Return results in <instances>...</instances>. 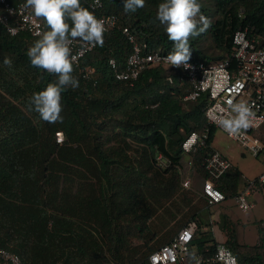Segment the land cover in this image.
<instances>
[{"label": "trees", "instance_id": "16d2710c", "mask_svg": "<svg viewBox=\"0 0 264 264\" xmlns=\"http://www.w3.org/2000/svg\"><path fill=\"white\" fill-rule=\"evenodd\" d=\"M93 1L81 0V5L97 17L101 13L92 10ZM100 1L101 12L116 15L119 27L129 28L145 52L172 51L165 26L156 19L165 0H145L136 13L124 12L125 0ZM198 2L212 23L190 40L191 60L228 58L238 31L248 29L264 37V0ZM36 40L28 34L11 36L0 25V249L18 255L24 264H149V255L172 236L156 248L145 242L142 252L121 242L113 246V237H121L119 223L133 222L139 212L151 217L161 208L167 210L159 199L146 209L140 200L147 202L146 194L173 197L185 158L192 157L203 171L205 159L216 151L218 131L205 117L206 97L185 101L191 88L175 68L155 66L135 82L117 81L110 60L124 69L132 44L116 29L105 34V45L96 46L82 62L84 68L95 69L92 80L74 67L80 86L62 93L63 123L49 124L29 110L32 95L57 79L31 65L27 51ZM5 57L12 60L11 68L3 64ZM205 131L204 146L194 156L186 153L183 144L191 134ZM59 132L64 134L63 144L57 143ZM158 156L168 161L166 167L159 165ZM226 177L227 173L220 188L228 197L235 186ZM179 202L192 205L186 196ZM202 209L195 208L189 219L183 216L188 219L185 225L196 226L193 244L199 250L219 243L206 231ZM169 217L178 218L173 213ZM227 219L220 227L226 234L223 243L241 263L264 264V228H258L256 245L244 246Z\"/></svg>", "mask_w": 264, "mask_h": 264}, {"label": "built area", "instance_id": "2783aa9c", "mask_svg": "<svg viewBox=\"0 0 264 264\" xmlns=\"http://www.w3.org/2000/svg\"><path fill=\"white\" fill-rule=\"evenodd\" d=\"M26 0L12 3L9 0H0V25L6 29L9 35V29H15V35L28 34L33 38L39 39L37 33L46 32L43 22L39 18H34L30 10L22 7ZM92 10L99 12L97 18H103L109 23L108 32L121 29L122 34L132 44V52L127 58L125 68L120 70L114 59V63H110V67L115 74V79L120 82H135L140 75L147 69L155 66L163 68H175L182 74L190 85L191 92L185 96V101H195L202 96L206 97V105L204 108L205 117L209 125L214 126L217 130L224 132L229 138L241 144L247 151L255 157L264 152V136L261 132L264 127V37L251 35L248 29L238 31L234 35V49L231 55L219 61L190 60L191 68H177L165 63V57L168 54L161 52H145L140 44L136 41L135 36L129 28H120L118 18L113 14L102 13L103 4L99 5L95 0L91 4ZM25 17H30L25 19ZM106 33V34H107ZM73 55L78 57L74 67L79 74L85 78L92 80L95 75L94 68H84L82 65L85 57L93 52L96 47L91 48L75 43L73 46ZM168 80L172 82V77ZM232 99L233 103L247 102L255 113L253 126L250 127L242 138L230 137L216 122L214 117L219 115H227L230 113L228 100ZM195 140L186 149L185 144L193 138ZM208 137V132L202 134L192 133L191 136L183 144V149L189 155H195L200 148L204 146V142ZM58 144L65 141L64 134L59 132L56 134ZM157 161L161 167H166L168 161L162 156L157 157ZM192 164V163H191ZM232 168L231 163L219 152L214 151L208 155L203 163V182L202 197L211 208L221 205L227 200L225 193L220 188L221 179ZM185 188L191 186V180L183 183ZM264 192V175L257 181L249 183L242 193L236 195V204L238 208L247 213L253 209V203L250 198L253 194ZM196 226L193 222L185 225L173 239L156 249L148 257L149 264H195L187 255L195 249L197 256L203 258V264H220L216 260L217 250L220 247L229 249L237 258L234 252L224 243L207 244L203 250H199L194 246ZM238 264L241 263L237 258ZM0 264H24L21 258L6 250L0 249ZM97 264H120L115 261H108Z\"/></svg>", "mask_w": 264, "mask_h": 264}, {"label": "clouds", "instance_id": "9594fccd", "mask_svg": "<svg viewBox=\"0 0 264 264\" xmlns=\"http://www.w3.org/2000/svg\"><path fill=\"white\" fill-rule=\"evenodd\" d=\"M95 3L99 5L100 0H95ZM22 7L30 10L34 18H43L50 29L43 34L37 33L40 38L28 49L27 57L34 68L57 77L44 90L32 95L29 110L38 113L40 119L49 124L63 123L62 93L69 88L76 89L80 86L79 79L73 75L78 57L73 55L72 46L80 43L91 48L103 47L109 21L97 18L93 11L81 5V0H26ZM144 7L145 0L124 2L125 13H136ZM156 19L165 26L168 39L173 44L172 51L165 57V63L177 68H191L190 40L205 33L212 23L203 15L202 5L198 0H165L158 6ZM9 32L15 35L16 30L9 29ZM3 64L11 68L12 60L5 57ZM227 103L230 113L214 117L215 122L230 137L242 138L253 126L255 113L247 102L233 103L230 99ZM194 140L195 134L185 144V148L187 149ZM187 255L195 264H203V258L197 256L195 249ZM216 260L220 264H238L237 258L224 247L218 248Z\"/></svg>", "mask_w": 264, "mask_h": 264}, {"label": "rangeland", "instance_id": "374dc122", "mask_svg": "<svg viewBox=\"0 0 264 264\" xmlns=\"http://www.w3.org/2000/svg\"><path fill=\"white\" fill-rule=\"evenodd\" d=\"M261 132L264 136V127ZM213 144L214 148L232 165V168L227 172L226 180L235 187L228 194L227 200L219 206L205 208L207 204L201 195L204 172L194 166L192 157L185 158L178 172V192L173 197L164 199L160 196H155L152 198L146 194L147 202L143 201V199L140 200L141 207L146 209L147 207H152L150 204L159 199L162 201V206L167 207V210L161 208V211L157 212L158 214L156 213V215L151 217H149L148 212L142 211L136 215L133 222L124 220L123 223H119L120 228L118 230L120 231L121 229V237L117 238L114 235L113 246H118L117 243L121 242L123 247H128L127 249L136 247L142 252L146 249L144 247L145 242L149 241L150 246L159 247L170 240L174 230L177 231L184 225L194 214L195 208H203L200 212V217L207 225L206 231L213 234L219 243H223L226 240V234L220 228L226 217L230 223L234 224L240 245L254 246L257 244L258 228H264V192H258L251 196L250 201L253 203V209L247 213L242 212L238 208L236 195L242 193L249 183L257 181L264 175V152L255 157L242 147L240 143L232 140L220 130L217 131ZM186 180H191L189 188L183 186ZM156 181V179L149 180L150 184H155ZM183 196L189 198L192 201V205L185 206L182 204L179 206V201ZM155 205L157 206V204ZM172 213L178 216L177 220L175 218L170 219L169 216ZM183 216H187L188 219L183 218ZM171 222L176 224L172 225Z\"/></svg>", "mask_w": 264, "mask_h": 264}, {"label": "crops", "instance_id": "0c3cea01", "mask_svg": "<svg viewBox=\"0 0 264 264\" xmlns=\"http://www.w3.org/2000/svg\"><path fill=\"white\" fill-rule=\"evenodd\" d=\"M213 146H214V144H213ZM216 150V149H215ZM217 151V150H216ZM187 222H185V224H186ZM173 224H176L175 222H172V225ZM184 224V225H185ZM183 225V226H184ZM183 226L180 228V229H178L177 231L176 230H174L173 232H172V238L171 239H173V237L183 228ZM206 229V228H205Z\"/></svg>", "mask_w": 264, "mask_h": 264}]
</instances>
